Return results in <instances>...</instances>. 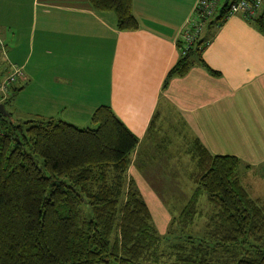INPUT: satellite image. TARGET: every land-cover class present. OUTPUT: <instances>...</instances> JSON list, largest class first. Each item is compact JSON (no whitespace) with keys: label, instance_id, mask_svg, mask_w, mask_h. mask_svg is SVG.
I'll list each match as a JSON object with an SVG mask.
<instances>
[{"label":"crops","instance_id":"obj_1","mask_svg":"<svg viewBox=\"0 0 264 264\" xmlns=\"http://www.w3.org/2000/svg\"><path fill=\"white\" fill-rule=\"evenodd\" d=\"M195 3L132 0L139 27L119 31L90 0H0V72H23L11 111L86 127L109 107L138 140L128 166L138 190L150 140L157 149V134L178 133L193 167L198 145L239 159L243 188L264 207V30L238 16L208 20L201 56L168 78Z\"/></svg>","mask_w":264,"mask_h":264},{"label":"trees","instance_id":"obj_2","mask_svg":"<svg viewBox=\"0 0 264 264\" xmlns=\"http://www.w3.org/2000/svg\"><path fill=\"white\" fill-rule=\"evenodd\" d=\"M90 3L114 13L119 31L138 29L132 0ZM225 11L212 20L223 23ZM248 22L264 30V18ZM176 44L183 47L179 38ZM206 44L201 34L195 38L167 77L186 72ZM21 89L0 96L13 118L0 114V264H161L163 258L165 264H264V207L243 188L239 159L196 146L189 174L195 188L159 235L128 176L138 140L113 111L98 108L92 127L18 119L11 104ZM202 194L213 210L203 236L175 237V228L187 230L201 214ZM167 241L168 255L162 249Z\"/></svg>","mask_w":264,"mask_h":264},{"label":"rangeland","instance_id":"obj_3","mask_svg":"<svg viewBox=\"0 0 264 264\" xmlns=\"http://www.w3.org/2000/svg\"><path fill=\"white\" fill-rule=\"evenodd\" d=\"M160 137L165 141L160 142ZM156 142L159 144L157 149L154 148L155 141L150 140V152L146 158V165L151 167L136 168L141 172L147 186L139 189V192L150 210L152 225L159 235H163L171 218L176 217L190 199L195 186L189 174L195 167L187 155L188 146L178 133L157 134ZM198 208L201 214L196 217L194 224L184 231L175 228V237L203 236L204 223L213 211L203 194L199 199ZM173 236H170V239ZM168 242L162 246L166 255L169 254ZM164 260L166 259L160 260L161 264H165Z\"/></svg>","mask_w":264,"mask_h":264},{"label":"built area","instance_id":"obj_4","mask_svg":"<svg viewBox=\"0 0 264 264\" xmlns=\"http://www.w3.org/2000/svg\"><path fill=\"white\" fill-rule=\"evenodd\" d=\"M222 8H226L223 13L224 21L233 16L241 17L246 21L257 17L264 18V0H228L226 6H224V0H196L192 17L179 33V39L183 46L178 48L180 54H185L189 45L201 34L208 20L221 15ZM22 77V69L17 66H11L9 72L4 75L0 72V96L2 99L7 97L10 90L17 85Z\"/></svg>","mask_w":264,"mask_h":264},{"label":"water","instance_id":"obj_5","mask_svg":"<svg viewBox=\"0 0 264 264\" xmlns=\"http://www.w3.org/2000/svg\"><path fill=\"white\" fill-rule=\"evenodd\" d=\"M228 0H224V6H226ZM0 114L4 117L8 118L11 122H13L12 116L9 114V112L5 109L4 105L0 103Z\"/></svg>","mask_w":264,"mask_h":264}]
</instances>
